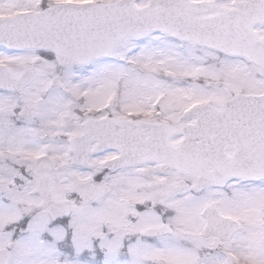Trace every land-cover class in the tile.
<instances>
[{
    "label": "snow or ice",
    "instance_id": "1",
    "mask_svg": "<svg viewBox=\"0 0 264 264\" xmlns=\"http://www.w3.org/2000/svg\"><path fill=\"white\" fill-rule=\"evenodd\" d=\"M0 264H264V0H0Z\"/></svg>",
    "mask_w": 264,
    "mask_h": 264
}]
</instances>
